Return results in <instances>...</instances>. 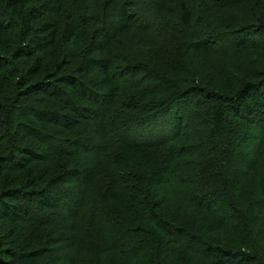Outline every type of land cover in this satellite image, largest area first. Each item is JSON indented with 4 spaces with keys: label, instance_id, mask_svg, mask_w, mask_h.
<instances>
[{
    "label": "trees",
    "instance_id": "obj_1",
    "mask_svg": "<svg viewBox=\"0 0 264 264\" xmlns=\"http://www.w3.org/2000/svg\"><path fill=\"white\" fill-rule=\"evenodd\" d=\"M3 221L0 264H264V0H0Z\"/></svg>",
    "mask_w": 264,
    "mask_h": 264
},
{
    "label": "rangeland",
    "instance_id": "obj_2",
    "mask_svg": "<svg viewBox=\"0 0 264 264\" xmlns=\"http://www.w3.org/2000/svg\"><path fill=\"white\" fill-rule=\"evenodd\" d=\"M15 225L13 222H10V221H3L1 222L0 224V234H3L5 232H9V230L12 229V226ZM47 259V258H45Z\"/></svg>",
    "mask_w": 264,
    "mask_h": 264
}]
</instances>
